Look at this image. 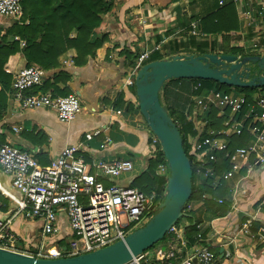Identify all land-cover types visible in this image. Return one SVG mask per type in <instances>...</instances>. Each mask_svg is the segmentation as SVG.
Masks as SVG:
<instances>
[{"label": "crops", "instance_id": "0c3cea01", "mask_svg": "<svg viewBox=\"0 0 264 264\" xmlns=\"http://www.w3.org/2000/svg\"><path fill=\"white\" fill-rule=\"evenodd\" d=\"M219 1L223 5L231 3L230 0H114L110 10L101 15L100 25L94 30V37L102 34L108 36V42L97 50L96 56L88 57L85 64L76 66L73 62L75 50L69 49L58 58L59 68L46 72L45 79L56 89L78 96L81 112L73 121L62 123L57 120L53 110L22 109L9 96L7 109L0 121V147L9 142L34 154L42 152L47 165L65 146L81 143L88 162L130 160L133 165L131 173L121 174L103 183L131 186L133 179L146 169L148 158L152 156L149 139L152 134L139 113L134 85H124L132 64L143 50L160 54L162 59L174 55H197L195 45L203 41L216 45V54H230L222 53L220 36L201 33L202 37L195 38L185 31L178 32L193 22L200 31L199 20L221 7ZM255 3L257 0L247 6L245 15H241L238 6L233 4L239 30L228 38V47L241 50L257 47L259 55H263L260 53L264 52V12L260 15ZM14 23L17 22L0 16V45L16 40L19 48L23 47V40L8 33ZM24 24H28V21ZM155 47L158 48L156 51ZM27 66L30 65L21 52L11 55L5 63L12 78ZM60 70L69 76L66 82H54ZM166 82L159 93L160 102L175 112L184 106L181 99L188 95V88L195 82ZM190 107L191 116L194 114L193 105ZM13 127L19 131L14 132ZM94 130H99V134L86 140L84 135ZM32 131L44 134L46 142L42 146L23 135V132ZM155 172L159 175L157 170ZM203 181L201 176H194L196 186ZM225 185L227 212L224 215L207 213L201 202L190 201L187 204L186 212L198 221L196 228L200 236H196V243L191 248L185 250L182 246L183 256L199 247H208L216 257V264H264V162L249 158L238 172L225 181ZM2 191L12 192L9 178L0 172V217L9 218L15 212V206ZM17 217L11 224L13 232L20 237H30L27 232L23 235L14 230ZM249 220L250 226L245 232L242 226ZM26 221L34 225L33 221ZM186 224L183 219L182 225ZM182 235L184 238V232ZM30 238L33 240L31 245L37 248L39 243ZM169 245L170 238L152 248L144 259L145 264H162L160 256L169 250ZM176 246L181 245L175 239L173 247ZM34 247L26 251L34 252L31 251ZM18 250L25 251L22 245Z\"/></svg>", "mask_w": 264, "mask_h": 264}, {"label": "built area", "instance_id": "2783aa9c", "mask_svg": "<svg viewBox=\"0 0 264 264\" xmlns=\"http://www.w3.org/2000/svg\"><path fill=\"white\" fill-rule=\"evenodd\" d=\"M238 6L239 13L245 15L248 5L253 0H230ZM219 6L223 5L219 1ZM258 13L264 12V0L254 4ZM0 16L18 22L23 16L21 0H0ZM185 31L190 36L200 38L203 35L195 22L190 23ZM158 48L155 47L154 51ZM152 51L143 50L135 59L124 85L133 86L134 77L147 61ZM46 77V71L36 65H30L16 73L11 82L10 96L22 109L47 108L53 110L59 122L69 123L81 112L78 96L69 93L66 96H53L49 93H30V89L39 86ZM201 87L200 82L192 85L193 91ZM193 113L190 116L195 124L196 136H188L196 156L193 161L195 175L203 180L211 178L210 185L215 188L221 181H226L238 172L249 158L255 162H264V92H258L248 103L238 93H224L214 89L205 94L191 96ZM246 107L242 118L237 119ZM217 108L220 113L229 110L228 118L222 123L224 129L214 131L206 127V113ZM247 120L246 131L249 134L245 145L228 149V136L240 135ZM14 132L19 129L13 127ZM203 136H200L203 134ZM99 130L86 133L90 140ZM150 154L154 156L159 146L158 139L150 136ZM83 145L65 146L59 155L47 165H42L32 151L20 149L9 142L0 147V172L10 181L9 191H2L15 206V212L9 218L0 217V249L15 250L17 235L11 224L14 218H23L39 223V245L34 252L23 251V255L36 258H59L91 252L119 240H123L133 230L141 227L151 216L161 199L155 194L146 195L141 190L118 184H105L124 173H131L130 160L118 159L111 162L96 160L88 162L82 152ZM223 152V159L230 168L217 174L210 163L217 161L216 154ZM166 161V160H165ZM161 176H168L166 162L156 167ZM203 199H210L208 194ZM218 204L221 198L213 199ZM250 220L243 224L246 232ZM170 238L169 250L160 256L162 264H216V257L208 247H199L183 256L184 238L180 226L173 225L167 232ZM200 235L198 234L197 237ZM175 239L181 246L173 247ZM46 241L52 246L46 247ZM148 252L134 257L126 264H139Z\"/></svg>", "mask_w": 264, "mask_h": 264}, {"label": "trees", "instance_id": "16d2710c", "mask_svg": "<svg viewBox=\"0 0 264 264\" xmlns=\"http://www.w3.org/2000/svg\"><path fill=\"white\" fill-rule=\"evenodd\" d=\"M114 0H21L23 16L21 20L14 23L8 30V33L13 36H18L24 41L23 47L19 48L18 41L0 45V121L7 109V101L10 96V87L12 76L5 67L7 59L14 53L21 52L29 65H36L46 72L53 71L59 68L58 58L69 49H74L76 56L73 62L76 66H82L87 61L88 57H95L97 50L102 48L108 42V36L102 34L100 37H94V30L100 25L101 15L108 12L112 7ZM28 21V24H24ZM199 28L201 33L205 35L220 36L222 39V53L238 54L242 50L238 47H228V38L236 35L239 30V23L235 6L232 3H227L221 7H217L213 12L205 15L199 20ZM193 45L195 42L192 39ZM216 45L203 41L195 45L196 54L216 53ZM247 55H259V53L251 52ZM162 59V56L157 53L150 54L146 62ZM145 62V63H146ZM134 65V63L132 64ZM131 65V66H132ZM56 75V74H55ZM69 76L62 70L57 71L54 77V82L63 80L67 81ZM189 80L200 82L201 87L197 91H193L192 86L188 88V95L182 98L184 106L177 109L175 112L165 107L169 116L175 123L183 142V150L187 155L191 170H192V185L189 199L183 206L181 217L174 223L175 226H180L184 232V249L191 248L197 239L198 229L196 225L198 221L193 216H188L186 206L190 201L201 202L205 211L211 215L220 216L227 212V203L224 196L227 193L225 181H221L219 185L212 188L210 185L211 178L204 180L199 186L194 184L195 152L191 144L188 143V136H196L197 131L195 124L190 120V112L193 102L190 97L194 94H205L209 90L223 91L226 86L211 80L199 79H170ZM167 83V82H166ZM165 84V83H164ZM164 86V85H163ZM162 89V88H161ZM234 90L243 95L248 103L252 102V97L258 92H264V88H235ZM32 94L49 93L53 96H66L64 90H58L54 84L48 79H43L39 86H35L29 91ZM224 93H229L225 91ZM160 98V96H159ZM190 107V111H189ZM133 109L132 107H130ZM246 111L244 107L238 114L237 119L242 118ZM229 110L226 109L222 113L217 108H211L206 113L207 124L214 131L222 128V123L228 118ZM244 128L240 135H232L228 137V149H234L245 145L249 134L246 131L247 120L244 121ZM23 135L31 140L34 144L42 146L46 142L44 134L40 131L24 133ZM201 134L200 136H203ZM36 157L42 165H46L44 160L45 154L36 152ZM223 152L216 154L217 161L211 166H214L217 174H221L223 170L230 168L228 161L223 159ZM166 162L161 149H156L154 156L148 158L147 167L136 178L133 179L131 186L141 190L146 195L155 194L159 199H163L165 184L167 177L157 175L155 170L157 164ZM208 194L210 199H203L202 195ZM221 198L222 203L218 204L213 199ZM158 211V207L154 209L152 214ZM151 214V215H152ZM186 220V225H182V220ZM166 233L163 238L144 252H149L156 245L165 242L169 238ZM184 253L183 251L181 252Z\"/></svg>", "mask_w": 264, "mask_h": 264}, {"label": "water", "instance_id": "95a60500", "mask_svg": "<svg viewBox=\"0 0 264 264\" xmlns=\"http://www.w3.org/2000/svg\"><path fill=\"white\" fill-rule=\"evenodd\" d=\"M170 79L211 80L233 88H264V55L203 53L144 63L134 77L138 109L149 131L158 139L168 166L165 195L158 211L123 240L106 247L59 258L22 254L14 260L0 251V264H126L163 238L182 215L190 197L193 175L181 135L159 98L161 88Z\"/></svg>", "mask_w": 264, "mask_h": 264}, {"label": "rangeland", "instance_id": "374dc122", "mask_svg": "<svg viewBox=\"0 0 264 264\" xmlns=\"http://www.w3.org/2000/svg\"><path fill=\"white\" fill-rule=\"evenodd\" d=\"M257 47H247L245 50H242L240 53L236 54V55H239V57L243 56L242 53L245 52L244 55H247L251 52H256V53H259V51H257ZM219 53V52H217ZM260 54H263L264 55V52L260 53ZM223 91L221 92H224L225 91H229V93H237L233 87H230V86H225L223 89ZM160 149V147H159ZM95 161H93L94 163ZM156 213V212H155ZM154 213V214H155ZM152 214L148 219L147 221L154 215ZM27 219L23 218L22 216H18L17 219H16V222L14 223V230L15 231H18V233H21L24 235V232H27L28 235H30V237L34 238V241L39 243L40 241V237H39V234L37 232V229L39 227V223L38 222H34V225H32L31 223H27L28 221H26ZM31 222V221H30ZM18 239H17V242L15 243V250H0L2 255H4L5 257L7 258H10V259H18L22 254L23 252H19L18 248L23 247V249L26 251V250H30L31 248H33L34 246H32L31 244H33V240L28 237L27 235H25V237H20L18 236ZM49 246H52L50 245L49 243H47L46 241V247H49ZM157 246V245H156ZM155 246V247H156ZM153 247V248H155ZM35 247L34 249H32L31 251H35ZM145 260L144 259H141L138 261L139 264H145L144 262Z\"/></svg>", "mask_w": 264, "mask_h": 264}]
</instances>
